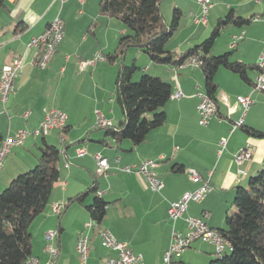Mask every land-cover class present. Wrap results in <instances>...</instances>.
<instances>
[{
    "label": "crops",
    "instance_id": "obj_1",
    "mask_svg": "<svg viewBox=\"0 0 264 264\" xmlns=\"http://www.w3.org/2000/svg\"><path fill=\"white\" fill-rule=\"evenodd\" d=\"M100 1L85 0L80 4L79 0H65L61 4L60 0H5V6L0 9V70L18 57L24 60L6 102L0 95L2 141L19 130L38 128L48 107L55 106L68 116L65 130H54L43 137L29 136L22 146L11 150L0 169L1 192L18 174L37 164L43 138L60 151V178L53 185L46 211L30 226L32 257L38 258L40 264H79L76 244L83 233L90 237L87 264H101L116 257L115 251L103 246L101 233L105 230L119 241L127 242L134 253L143 256L145 264H160L173 231L186 229V217H199L208 211L211 213L208 225L224 228L236 187L245 186L247 179L264 167V140L249 136L242 128L231 132L233 124L242 117L243 127L264 131V91L255 90L259 70L248 71L251 82L247 83L238 74L220 68L215 76L218 113L207 126H201L197 108L205 79L200 65L173 68L154 63L136 46H128L119 54L118 46L126 29L119 20L100 13ZM184 1L189 3L187 10L196 19L194 23H203L202 6L197 0ZM211 2L203 23L206 27L194 30L186 38V45L190 48L206 39L210 27L233 10L244 18L253 17L252 22L226 27L221 33L224 35L216 39L211 55L232 51V61L257 65L264 52V0ZM172 6L181 11L185 7L180 0H174ZM58 16L64 22V39L48 66L39 69L34 62L43 48L29 43ZM19 24L24 28L18 29ZM234 37L242 38L232 47ZM172 45L168 41L167 48L176 54L182 53V44ZM99 53L106 61L80 69V61ZM129 55L134 59L132 65H136V71L160 76L172 86V97L162 109L167 116L165 124L149 132L137 146L129 139L118 141L108 133V128L96 126L97 111L110 121L111 128H118L125 119L116 81L122 65H129ZM178 92L182 96L174 98ZM248 95L256 103L244 112L236 100L238 96ZM222 139H227L224 149L220 144ZM246 146L251 148V158L237 165L235 154ZM79 149H85L86 155L79 156ZM98 153L110 165L107 174L101 177L95 176ZM146 159L158 161L156 173L163 185L159 191L150 189L142 175L120 170L121 166L139 165ZM174 168L183 170L177 172ZM190 170L200 173L202 180L194 181ZM210 172L211 191L202 202H190L183 217L172 221L168 214L170 206L185 193L201 187ZM94 184L95 193L87 192ZM99 190L107 207L102 221L95 223L88 206ZM83 193L82 201L72 202L61 214L51 212L52 205H65L70 198ZM48 231H58L56 259L44 250ZM215 258L214 247L199 240L175 257L172 264H210Z\"/></svg>",
    "mask_w": 264,
    "mask_h": 264
},
{
    "label": "trees",
    "instance_id": "obj_2",
    "mask_svg": "<svg viewBox=\"0 0 264 264\" xmlns=\"http://www.w3.org/2000/svg\"><path fill=\"white\" fill-rule=\"evenodd\" d=\"M163 1H100V13L119 20L126 29L118 46L121 53L123 48L136 46L154 63L173 68L181 67L190 58H197L205 79L204 92L216 103L218 85L215 76L220 68L238 74L247 83L251 82L248 71L253 68L259 70L258 64L232 61V51L221 55H211V51L226 27L249 25L253 17L244 18L230 10L218 20L209 37L176 54L167 48V43L179 28L183 13L174 9L171 22L166 24L161 11ZM4 6L5 0H0V9ZM17 27L20 30L24 28L21 24ZM136 69V65H122L119 69L116 89L125 119L118 128L107 127L108 133L118 141L129 139L134 146L143 143L149 132L165 124L167 116L162 109L172 96L171 84L160 76L145 73L139 81L133 82ZM243 126L241 128L246 134L264 140L263 130ZM59 159V149L43 138L34 168L18 174L0 192V264H25L32 257L30 226L48 207L53 185L60 178ZM174 170L181 172L183 169ZM96 187L94 184L87 192L95 193ZM84 194L70 198L64 209L72 202L82 201ZM234 196V212L227 213L225 227L217 229L227 238L230 246L222 254L216 253L217 258L210 264H264V169L250 177L247 186L236 187ZM106 207L107 202L99 197L88 206L95 223L102 221Z\"/></svg>",
    "mask_w": 264,
    "mask_h": 264
},
{
    "label": "built area",
    "instance_id": "obj_3",
    "mask_svg": "<svg viewBox=\"0 0 264 264\" xmlns=\"http://www.w3.org/2000/svg\"><path fill=\"white\" fill-rule=\"evenodd\" d=\"M61 4L65 0H60ZM80 4H84L85 0H79ZM198 4L202 6L203 17L201 21L206 23V15L208 14L209 9L212 7L211 0H197ZM124 33V32H123ZM47 34H54L56 37V44L54 46L53 53L49 56H40L36 58L34 64L38 68V61H45V68L53 59L56 54L57 48L64 39V22L58 16L53 20L46 30L38 36H35L31 39L30 46H39L43 48L45 46V38ZM242 37H234L232 42V47ZM106 61V57L103 54H97L93 58L85 59L80 61V69H85L88 66H95L99 62ZM23 57L16 58L13 63L5 65L0 70V95L3 102H6L8 95L14 90L17 77L21 73L23 67ZM200 65L197 58H190L185 65ZM181 66V67H182ZM259 75L255 82L256 91H264V52L261 54L259 62ZM39 68V69H45ZM182 94L180 92L173 95L174 98H180ZM172 97V96H171ZM244 109V112H247L248 109L256 103V100L252 95L248 96H238L236 100ZM198 114H199V124L201 126H207L211 119L215 117L218 113L217 103L208 97L205 92L200 94V102L198 105ZM44 118L41 121L38 128L33 131L28 130H19L13 135H8L0 145V169L2 168L3 161L5 157L11 152L14 147L22 146L29 136L40 137L46 136L54 130L63 131L66 128L68 116L59 108L51 106L45 109ZM244 125V117H242L236 124H233L231 132H234L238 128H241ZM97 127L107 128L111 126L110 121L99 111H97ZM222 149L227 145V139H222L220 142ZM85 149H79L78 155H86ZM251 157V148L249 146L241 148L235 154V162L237 165H242L246 160ZM96 163H100V170L95 171L96 177H101L107 174L110 169L108 160L103 157L101 154L95 155ZM119 162V159H116ZM158 167V161L155 159H146L142 161L139 165L130 164L121 166L120 170L123 172H134L142 175L147 181L150 189L153 191H159L162 188V182L159 179L156 168ZM242 173V170H239ZM190 174L194 181H201L202 177L200 173L195 170H190ZM212 173H209V178L206 180L201 187L194 191H189L185 193L181 199L173 203L169 210V218L172 221H177L182 218L189 203L197 202L200 203L204 200L207 194L211 191L209 185V180ZM96 194H103L102 191H98ZM64 209V205L54 204L51 206V212L54 214H61ZM211 213L208 211L203 212L199 217L188 216L185 218L186 229L184 231L174 230L172 233V239L168 250L166 251L163 260L160 264H172L175 257H179L187 248H189L195 241H204L211 244L215 253L218 251L225 250L230 246L229 241L225 238L220 231L215 228H212L208 225L207 220L210 218ZM91 225V224H90ZM103 246L107 249L116 252V257H112L102 262L101 264H145L143 256L141 254L134 253L127 242L119 241L110 231L105 230L101 233ZM58 238V231H48L45 234V246L44 250L47 252L52 259H56L59 256V249L56 245ZM76 252L79 260V264H87L90 257V237L88 234L83 233L79 236L76 244ZM26 264H40L38 258L29 257L26 261Z\"/></svg>",
    "mask_w": 264,
    "mask_h": 264
},
{
    "label": "rangeland",
    "instance_id": "obj_4",
    "mask_svg": "<svg viewBox=\"0 0 264 264\" xmlns=\"http://www.w3.org/2000/svg\"><path fill=\"white\" fill-rule=\"evenodd\" d=\"M174 0H164L162 3H161V6H162V8H161V11H162V16H163V18H164V22L166 23V24H169L170 22H171V20H172V17H173V11H174V7L172 6V2H173ZM180 2H182L184 5H185V7H183V16H182V19H181V23H180V26H179V28L177 29V31L176 32H174V34L170 37V39H169V43H173V45L172 46H178V45H180V44H182V49H180V50H182L181 52H184V51H186V50H188L189 49V45H186V38L191 34V33H193V31L194 30H196V29H200V30H202V29H204L205 27H206V25L205 24H203V23H200V22H196V23H194V21L196 20L194 17H192V15H191V13H190V9H188L187 10V6L189 5V3L187 2H185L184 0H180ZM163 9V10H162ZM165 12V13H164ZM166 14V15H165ZM213 28H214V25L213 26H211L210 27V30H209V32H208V37H209V35L211 34V32H212V30H213ZM222 35H224V34H222ZM221 35V36H222ZM204 39H202L200 42H202ZM174 41V42H173ZM176 44V45H175ZM192 46H193V44H195V42L193 41L192 43ZM177 48V47H176ZM125 49L126 48H123L122 50L123 51H125ZM175 50H177V49H175ZM180 53V52H179ZM119 54H121V52L119 51ZM133 57H131L130 55H129V65L128 66H132V64H133ZM136 63L137 62H139L138 60H136L135 61ZM119 63H120V60H119ZM164 65V64H163ZM143 74H145V73H143L142 71H139V70H137V71H135L134 72V74H133V77L135 76V78H136V76H138L137 77V79H134V78H132V81L133 82H136V81H139L140 80V78L142 77V75ZM147 74H150V73H147ZM150 75H152V74H150ZM115 96V95H114ZM110 127H113V126H110ZM57 144H59V143H57ZM59 146V145H58ZM251 158V157H250ZM249 158V159H250ZM248 159V160H249ZM247 161V160H246ZM34 168V167H33ZM263 169H264V167H263ZM241 170V169H240ZM243 173V172H242ZM241 173V174H242ZM18 176V175H17ZM249 180L250 179H247V181H246V184H245V186H247V184L249 183ZM3 191V190H2ZM1 191V192H2ZM96 196H97V194H96ZM101 198H102V196H101ZM234 199H235V196L233 197V199H232V203L229 205V208L231 209L232 208V211L231 212H234V206H233V201H234ZM227 254V253H226Z\"/></svg>",
    "mask_w": 264,
    "mask_h": 264
},
{
    "label": "bare ground",
    "instance_id": "obj_5",
    "mask_svg": "<svg viewBox=\"0 0 264 264\" xmlns=\"http://www.w3.org/2000/svg\"><path fill=\"white\" fill-rule=\"evenodd\" d=\"M55 44H56V37L54 36V34H47V36L45 38V46L43 47V50H42L40 56L51 55L53 53ZM38 67L39 68H45V61H38ZM99 170H100V163H97V167H96L95 171H99ZM101 196H103V194H97V197L101 198ZM225 250L218 251L217 254H222Z\"/></svg>",
    "mask_w": 264,
    "mask_h": 264
}]
</instances>
